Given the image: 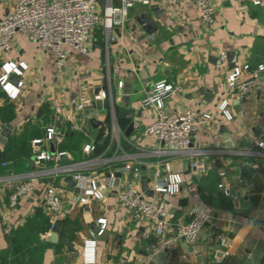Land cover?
Listing matches in <instances>:
<instances>
[{
  "label": "crops",
  "instance_id": "1",
  "mask_svg": "<svg viewBox=\"0 0 264 264\" xmlns=\"http://www.w3.org/2000/svg\"><path fill=\"white\" fill-rule=\"evenodd\" d=\"M15 1L0 0V20L11 12ZM210 4L215 11L212 24L201 21L191 0H179L175 7L157 2L136 4L125 25L113 30L114 41H108L103 27H97L91 31L86 55L63 46L67 58L60 69L47 51L22 33L15 34L11 51L0 53V77L5 63L26 67H19L20 76L8 78L12 85L22 81L15 100L0 86V264H88L87 252L94 253V264H264V153L256 147L264 141V74L258 75V84L247 101L235 91L228 93L225 86L233 63L249 65L247 78L258 65H264V5L254 6L250 0H210ZM97 8L102 12L103 4L98 3ZM142 16L150 21L147 29L138 21ZM221 52L226 61L217 69L215 61ZM108 80L113 87L118 81L128 86L126 112L120 113L123 87L115 112L124 136L143 150L153 145L151 139L141 137L153 111L140 102L155 83L166 81L177 89L166 102L169 114L180 115L188 109L212 114L213 120L193 140V148L203 152L199 159L204 174L191 177L187 156L171 160L173 168L184 176L186 190L182 198L164 197L173 204L174 224L188 220L186 213L191 206H206L210 218L195 243L181 241L173 251L152 256L155 238L151 231L130 212L120 210L114 197L80 205L74 190L67 188L65 177L47 171L70 161L63 158L59 163L36 165L32 141L43 139L49 126L63 134L62 129L69 127L76 138L68 144L63 136L61 143L42 144L40 150L65 152L75 162L85 159L84 144L102 142V131L90 123L94 115L90 112L95 111L87 110L82 116L69 103L84 91L87 95L96 93ZM223 100L228 101L229 121L216 110ZM7 105L13 107L14 114L5 122L1 111ZM57 106L60 114L55 112ZM103 108H97L98 112H105ZM133 124L138 127L133 129ZM130 125L132 132L127 136ZM6 126L11 129L2 138ZM222 128L232 149L222 146ZM141 160V171L149 176L157 158ZM237 160L250 168L248 178L241 175ZM26 177L41 182L11 207L9 199ZM45 182L63 192L62 209L56 215L44 206ZM220 184L228 187L227 195L218 188ZM99 219L107 222L101 235ZM55 222L60 231L51 242L47 238ZM219 235L227 239L224 249ZM90 246L91 251H87ZM225 250L229 255L222 258Z\"/></svg>",
  "mask_w": 264,
  "mask_h": 264
},
{
  "label": "built area",
  "instance_id": "2",
  "mask_svg": "<svg viewBox=\"0 0 264 264\" xmlns=\"http://www.w3.org/2000/svg\"><path fill=\"white\" fill-rule=\"evenodd\" d=\"M100 0H16L11 12L0 20V53L11 51V40L16 33H22L40 49L47 51L54 61L57 69L63 66L67 53L62 47L67 46L83 55L88 53L86 45L89 43L91 31L103 27L108 41H114V29L122 28L128 20L129 12L136 4L149 6L153 2L159 5L175 7L179 0H121V5L116 7L112 0H102L103 10L98 11ZM195 5L199 18L204 24H212L215 20V11L210 0H191ZM254 6H263L264 0H250ZM226 61V54L221 52L215 61L217 69L222 68ZM26 69L23 63H5L1 66L3 71L0 77V86L9 99L15 100L22 87V81L16 85L9 83L10 75L20 76L19 70ZM249 65L233 67L226 76L225 86L228 93L237 91L241 100L247 101L252 91L257 86L259 74H264V65H258L247 78ZM123 83L118 81L113 87L110 80L106 85L99 87L96 93L87 95L84 91L78 99H73L69 107L75 112L84 115L87 110H94L93 119L102 131L101 141L105 142L104 148L99 150L93 141L83 145L82 152L85 159L80 162L73 161L65 152L54 154L40 150V145H57L63 140L64 134L53 126L45 129L43 139L32 141L34 159L37 166L45 162H60L65 158L63 166L47 170L50 175L71 176L74 181L76 197L80 205L91 202H101L113 194L117 207L132 214L138 223H144L155 238L152 256L171 252L181 242L193 244L204 229L210 215L200 206H191L187 210L186 222L174 224L172 219L173 204L167 198H182L186 190V181L181 172H177L171 160L177 157L190 158L189 174L199 177L204 174V165L199 157L202 151L193 148L194 138L198 131L213 120L211 113H202L196 109L185 110L180 115H171L166 110V102L177 91L166 81L155 83L146 92L145 98L140 102L143 108L153 111L152 121L143 127L141 137L153 141L150 150H143L138 143L128 140L119 126L115 107L120 101ZM106 101L103 108L105 112H98L97 102ZM228 101L223 100L216 110L226 120H231L227 111ZM57 114L61 107L55 108ZM138 127V126H137ZM133 124V129L137 128ZM1 129V127H0ZM125 143V144H124ZM256 147L264 153V141H259ZM156 157V162L151 167L150 175L143 174L141 158ZM118 186L115 189V181ZM147 181L149 197L141 189L142 181ZM36 177H26L10 197V206L15 207L19 199L27 196L36 189ZM41 182V181H39ZM44 184V206L46 210L56 215L62 209V190L52 183ZM219 189L227 195L229 189L226 185H218ZM161 196L163 198H161ZM98 235L107 227L105 219L97 221ZM219 244L223 249L227 246V239L218 236ZM93 249V247H92ZM91 251V246L87 247ZM93 251V250H92ZM91 256H90V255ZM229 255L222 251V258ZM88 264H94L93 252H87Z\"/></svg>",
  "mask_w": 264,
  "mask_h": 264
},
{
  "label": "water",
  "instance_id": "3",
  "mask_svg": "<svg viewBox=\"0 0 264 264\" xmlns=\"http://www.w3.org/2000/svg\"><path fill=\"white\" fill-rule=\"evenodd\" d=\"M99 3L100 4H103V1L100 0ZM112 4L114 6H116V7H119L121 5V0H112ZM155 9L157 10V8H155ZM138 21H139V23L144 24L145 25L144 26L145 28L148 25H150V21L145 16L140 17L138 19ZM127 87H128L127 85H124L123 86V96H122L121 103H120V105L122 107V110H120L121 115H124L125 114V112H126L125 109L128 106V104H129L128 103L129 102V98H128V92L129 91H128V88ZM200 93L202 94V91H200ZM235 93L237 94V91H235ZM105 106H106V101H104L103 103H101V102H97L96 103V107L98 109H100L101 107H105ZM93 114H94L93 111L90 112V115H93ZM90 123H91V125L93 127L98 126V123L94 119H91L90 120ZM10 129H11L10 126L3 127V130L1 132L2 138H6L7 137V134H8V132H9ZM222 129H223V131H222V133H223V136H222V142H223V144H222V146L224 148H227V149H232V145L228 141V136L225 133L224 128H222ZM131 132H132V125H130L128 127V129L126 130L125 134L127 136H129ZM52 152H53V149H52ZM216 165L220 167L221 166V161L220 160H217L216 161ZM237 167L239 168V170L241 172V175L243 177H245V178H248L249 177V174L251 173L250 168L242 160H237ZM64 182L66 183L68 189H72V190H74L75 193H77V190L74 189V181L72 180V177L71 176L65 177ZM117 186H118V180L115 181V184H114L115 189L117 188ZM141 189L149 197H152V193L151 192H147V183L146 182L142 181V183H141ZM110 196L113 197V194H111ZM59 231H60V224L58 222H55L54 225L52 226L51 232H50L49 237L47 238V240L48 241H51V242L56 241L57 235H58Z\"/></svg>",
  "mask_w": 264,
  "mask_h": 264
},
{
  "label": "trees",
  "instance_id": "4",
  "mask_svg": "<svg viewBox=\"0 0 264 264\" xmlns=\"http://www.w3.org/2000/svg\"><path fill=\"white\" fill-rule=\"evenodd\" d=\"M13 114H14V113H13V107H12L11 105H7V106L5 107V109L3 108V110L1 111V119H2V120H5V122H6V120H7L8 118H10L11 116H13ZM62 131L64 132V140H63V141H65V143L67 142V143L69 144L71 140H73V139L76 138V133H75V132L72 133V132L70 131V128H69V127H66V126H65V128L62 129ZM70 133H72V136L70 135ZM81 135H82V134H81ZM78 136H79V135H78ZM10 144H11V145L13 144L12 141L9 143V146H10ZM97 144H98V146H100L101 149H102V148H104L105 142H100V141H99ZM78 159H79V157H76V160H78ZM200 207H202L205 211L208 212L206 206L202 205V206H200Z\"/></svg>",
  "mask_w": 264,
  "mask_h": 264
}]
</instances>
